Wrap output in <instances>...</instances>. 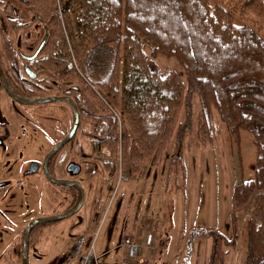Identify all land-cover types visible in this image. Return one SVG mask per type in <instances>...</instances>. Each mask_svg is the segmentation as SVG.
Returning <instances> with one entry per match:
<instances>
[{
  "label": "rangeland",
  "instance_id": "374dc122",
  "mask_svg": "<svg viewBox=\"0 0 264 264\" xmlns=\"http://www.w3.org/2000/svg\"><path fill=\"white\" fill-rule=\"evenodd\" d=\"M208 1L229 10L236 24H247L264 38V26L257 23L250 11L241 9L239 0ZM43 35L42 23L32 11L15 0H0L1 65L11 73L14 67L25 81L16 87L27 96L56 94L71 85L65 79L55 85L54 78L43 73L35 78L24 73L25 62L17 52L31 54ZM114 49V42L107 45V50ZM143 49L162 74L176 70L186 83L174 56L154 54L150 42H145ZM187 103L191 109L189 120ZM108 105L121 122L119 109L110 102ZM199 110L197 92L186 87V104L179 115L184 133L181 141L174 137L160 163L152 165L150 160H144L139 173L133 176L129 173L130 164L121 162L120 155L114 173L103 169L99 151L93 147L88 132L92 119L85 116L73 143L53 161L56 177H67L64 167L68 161L81 165L75 178L83 184L84 202L74 215L33 232L29 264H61L73 237L79 233L92 234L95 250L102 254L99 258L104 264H114L123 256H119L118 246L125 233L139 244L144 243L147 234H152L150 247H143L140 255L146 260L144 264H207L209 237L195 240L192 250L187 252L189 237L197 229L218 231L230 242L224 246L225 264H247L246 222L252 205L234 208L231 192L235 183L254 176L253 135L247 128H240L239 140L234 142L225 122L213 110L215 138L212 144L197 147ZM68 112L62 102L18 103L0 88V135L5 145V150L0 148V211L6 213L0 220L7 227H0V264H22L21 235L30 219L62 213L76 199L73 189L49 182L40 171L32 175L22 173L31 160L41 162L63 135L69 124ZM100 151L109 156L105 148ZM175 152L182 157L181 161L172 159ZM2 158L10 170L1 162Z\"/></svg>",
  "mask_w": 264,
  "mask_h": 264
},
{
  "label": "trees",
  "instance_id": "16d2710c",
  "mask_svg": "<svg viewBox=\"0 0 264 264\" xmlns=\"http://www.w3.org/2000/svg\"><path fill=\"white\" fill-rule=\"evenodd\" d=\"M41 21L43 37L32 67L38 73L78 84L83 82L93 147L102 167L114 173L116 160L130 164L131 176L141 163L158 164L174 137L184 134L179 115L186 87L197 92L195 144L205 147L215 138L213 110L225 122L234 142L240 128L253 135L254 176L241 179L231 192L234 208L252 205L246 222L247 264H264V38L247 24H236L232 13L208 0H15ZM264 26V0H239ZM114 42L115 49L107 50ZM174 56L185 80L171 70L162 74L145 53ZM17 80H21L14 71ZM122 114L119 122L108 103ZM190 104L186 114L190 118ZM182 132V133H181ZM176 142V143H178ZM105 148L109 156L101 153ZM172 159L182 160L173 153ZM70 187V186H65ZM76 195V194H75ZM49 223L35 225L29 235ZM209 237L207 264H225L230 244L218 231L197 229L189 237ZM39 239V238H38ZM37 239V240H38Z\"/></svg>",
  "mask_w": 264,
  "mask_h": 264
},
{
  "label": "flooded vegetation",
  "instance_id": "af4514ba",
  "mask_svg": "<svg viewBox=\"0 0 264 264\" xmlns=\"http://www.w3.org/2000/svg\"><path fill=\"white\" fill-rule=\"evenodd\" d=\"M38 51H39V47L38 48H35V50L31 53V54H29V55H27V54H23L22 52H21V50L19 51V52H17V54H18V57H20V58H22L23 60H24V62H25V64H24V67H23V69H24V73L28 76V77H30V78H35L36 77V75L38 74V71L37 70H34L33 69V67H32V63H33V61H34V58L36 57V55H37V53H38ZM0 65H1V61H0ZM1 69H2V72H3V74L5 75V78H6V80H7V82H8V84H9V86H10V88H11V90L15 93V94H17V95H19V96H23V97H43V96H62V97H68V98H70L72 101H73V103H74V106H75V108H76V110H77V113H78V117H79V119H78V125H77V128H76V130H75V132L73 133V135L71 136V138L67 141V142H65L50 158H49V160H48V162H47V169H48V171H49V173L52 175V176H54V177H56L55 176V173H54V164H53V161L55 160V158H56V155L60 152V151H62L66 146H68V145H70V144H72L73 143V141H74V139L77 137V133L79 132V130H80V128H81V124H82V121H83V118L85 117V116H87L88 118H87V120H90L91 119V114H90V110H89V108H88V104L86 103L85 104V107L82 105V103H81V101H80V98H81V96L83 95V97L84 98H86V99H89V97H90V90H88L86 87H85V85H84V83L83 82H78V84H75V83H71V85L69 84L68 86H67V88H65V89H63V91L62 92H60V93H56V94H46V95H36V96H27V95H25L21 90H19V89H17V87H16V84L18 85V83H20L18 80H17V78H16V76H15V73H14V75L12 74L15 70H14V67H12L11 68V70H12V73L9 71V72H7V71H5L3 68H2V65H1ZM26 69H29L30 70V74H29V72H27V70ZM54 79H53V82H54V84L55 85H59V80L60 79H62V78H58V77H53ZM62 80H64V79H62ZM15 81V82H14ZM67 81V80H66ZM0 88L1 89H4V87H3V85H2V83H1V80H0ZM5 90V89H4ZM54 102H62V103H64V105L66 106V107H68L69 108V124H68V127H67V129H66V131L63 133V135H61L55 142H54V144H53V146L56 144V143H58L61 139H63V138H65L68 134H69V132L71 131V129H72V126H73V124H74V122H75V111H74V107H73V105H71V103L68 101V100H59V101H54ZM42 104H45V103H42ZM89 131V135H90V133H91V129L89 128L88 129ZM52 146V147H53ZM51 147V148H52ZM0 148L2 149V150H5V145H4V142H3V138H2V136L0 135ZM50 148V149H51ZM49 149V150H50ZM48 150V151H49ZM47 151V152H48ZM46 152V153H47ZM46 155V154H45ZM44 155V156H45ZM44 156H43V158H44ZM43 158H42V160H41V162H38V161H35V160H31L29 163H28V165H27V168L26 169H24L23 170V174L24 175H32V174H35V173H37V171H40L42 174H43V170H42V161H43ZM1 162L2 163H4V162H6L3 158H2V160H1ZM33 162H35L37 165H36V167H35V169L32 171L31 170V164L33 163ZM70 162H73V163H76V164H78L79 166H80V169H79V172L78 173H76V174H71L68 170H67V166H68V164L70 163ZM8 163V162H7ZM7 163H4L5 164V167L6 168H8L7 167ZM9 169V168H8ZM10 170V169H9ZM64 170H65V173H66V176L67 177H65V176H62V177H57V178H67V179H76L75 177L80 173V171H81V165L79 164V163H77V162H75V161H68L67 163H66V165H65V167H64ZM22 174V175H23ZM43 176H44V174H43ZM45 177V176H44ZM47 180V179H46ZM77 180V179H76ZM79 181V180H78ZM0 183H3V182H0ZM83 185V184H82ZM64 186H70V187H68V188H71V189H73L74 191H75V194L77 195L76 196V199H75V201L73 202V204L70 206V207H68L67 209H69V208H71L73 205H75V203L77 202V199H78V190H77V188L74 186V185H64ZM66 209V210H67ZM3 213L4 212H1L0 211V218H2V219H4L5 217H6V213H5V215H3ZM3 222V220H0V227L1 228H7L6 227V225H4V223H2Z\"/></svg>",
  "mask_w": 264,
  "mask_h": 264
},
{
  "label": "water",
  "instance_id": "95a60500",
  "mask_svg": "<svg viewBox=\"0 0 264 264\" xmlns=\"http://www.w3.org/2000/svg\"><path fill=\"white\" fill-rule=\"evenodd\" d=\"M27 72H29L30 74V70L26 69ZM0 80L1 83L5 89V91L7 92V94L14 99L15 101H17L18 103L21 104H26V105H31V104H40V103H48V102H54V101H59V100H68L71 105H73L74 107V111H75V122L72 126L71 131L69 132V134L61 139L58 143H56L44 156L43 161H42V170H43V174L45 176V178L53 183V184H59V185H74L77 190H78V199L77 202L75 203V205H73L71 208L65 210L62 213H59L57 215H52V216H41V217H35L30 219L27 224L25 225L23 231H22V235H21V258H22V264H29V235L30 232L32 230V228L37 225V224H41V223H51L63 218H67L70 217L72 215H74L75 213L78 212V210L81 208L84 199H85V191H84V187L82 185V183L76 179H67V178H57L52 176L48 169H47V162L49 160V158L65 143L67 142L71 136L73 135V133L75 132L77 125H78V113L77 110L74 106L73 101L68 98V97H62V96H43V97H23V96H19L17 94H15L6 78L5 75L2 72L1 69V65H0ZM36 163L33 162L31 164V170L33 171L36 167ZM80 166L76 163L70 162L67 166V170L71 173V174H76L79 172Z\"/></svg>",
  "mask_w": 264,
  "mask_h": 264
},
{
  "label": "built area",
  "instance_id": "2783aa9c",
  "mask_svg": "<svg viewBox=\"0 0 264 264\" xmlns=\"http://www.w3.org/2000/svg\"><path fill=\"white\" fill-rule=\"evenodd\" d=\"M151 241L152 234H147L143 244H139L132 236L125 234L120 243L124 255L114 264H144L146 260L140 255L143 247H150ZM61 264H102L95 250L92 234H76L72 239L68 255Z\"/></svg>",
  "mask_w": 264,
  "mask_h": 264
},
{
  "label": "crops",
  "instance_id": "0c3cea01",
  "mask_svg": "<svg viewBox=\"0 0 264 264\" xmlns=\"http://www.w3.org/2000/svg\"><path fill=\"white\" fill-rule=\"evenodd\" d=\"M125 234H128V233H125ZM123 236H124V235H123ZM132 237H133V236H132ZM118 247H119L118 250H119V253H120L119 256H120L121 254L124 255V250L121 248L120 245H119ZM68 252H69V250H68ZM68 252H67L65 258L63 259V261L66 259L67 255H68ZM99 255H100V257H102V254H99ZM122 255H121V256H122ZM119 259H120V257H119ZM104 261H105V260H104ZM101 263L104 264L103 261H102Z\"/></svg>",
  "mask_w": 264,
  "mask_h": 264
}]
</instances>
